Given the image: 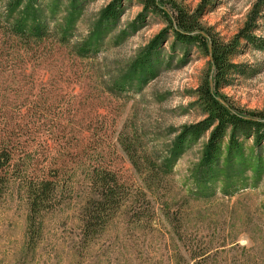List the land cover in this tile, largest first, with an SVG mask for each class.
<instances>
[{
    "label": "rangeland",
    "instance_id": "1",
    "mask_svg": "<svg viewBox=\"0 0 264 264\" xmlns=\"http://www.w3.org/2000/svg\"><path fill=\"white\" fill-rule=\"evenodd\" d=\"M117 1L0 0V264H264V145L246 140L228 159L224 143L206 172L212 127L166 163L184 127L208 118L206 81L221 107L264 121V50L236 39L254 24L264 40L258 0H158L169 18L194 17L209 52L238 41L243 73L221 89L200 43H176L139 1L102 23ZM165 30L152 78L120 83ZM94 169L115 174L123 201L87 235ZM42 182L53 190L34 214Z\"/></svg>",
    "mask_w": 264,
    "mask_h": 264
},
{
    "label": "trees",
    "instance_id": "2",
    "mask_svg": "<svg viewBox=\"0 0 264 264\" xmlns=\"http://www.w3.org/2000/svg\"><path fill=\"white\" fill-rule=\"evenodd\" d=\"M119 1H117V4H115V2L112 3L101 13L100 20L102 23L104 22L107 25H111L117 20L118 11H120L118 8ZM137 1L142 4L144 11H148L151 14H160L165 18L169 29H172L171 31L176 43L185 46V48H188L187 46H189V44L200 43L201 48L210 57V63L213 67L215 88L221 89L229 86V79H232V73H243L242 70H239V66L232 64V58L238 53L236 49L238 45L237 40L228 45H223L211 40L212 45L209 52L207 42L204 40L203 36L201 37L198 33L196 37L192 35L193 33L198 32V29L196 28L198 24H196L194 17L192 18L181 12L178 13V18H169L168 13L160 7L158 0ZM16 5H18V3ZM263 14L264 0H258L253 6V17L251 18V21H259L263 17ZM173 25L175 27H173ZM249 25L246 27L248 29L245 28V30L241 31L236 39H244L249 45L251 44L257 49L264 50V40L252 35L253 27H255V25ZM16 30L21 34L25 33L21 26L18 28L16 27ZM28 32V34H32L34 37H41L44 33L40 32L39 29H30ZM165 35L166 30L150 43L146 49V53L138 61L133 72L127 74L120 83H132L139 75L140 77H143L142 75H144V79L152 78L153 74L151 73L154 68L151 64V60H155L153 61L154 63L158 61L157 48L161 45V41L165 38ZM89 49L90 48L87 47L85 51L88 53L90 52ZM140 81L141 79L139 80V83ZM198 91V97L208 113V118L184 127L183 131L176 138V145H174L169 151L166 163L175 160L182 153L187 144L198 140L202 134L206 133L212 127L213 129L211 130L202 156V167L206 172H214L213 168L219 162V158H221L220 155L223 151L224 143L226 144V155L228 159H237V157L242 154V143L246 140L252 139L257 147L264 145V121L253 117L234 114L227 108L221 107L212 93L209 81L204 82ZM8 157L9 156L6 155V159ZM133 163L135 162L133 161ZM94 173H96L95 183L98 185L99 197L90 200L91 202L86 204L85 207L84 215L86 216L84 220V230L87 235H90L98 225L109 220L123 201V197H120L118 194L119 186L114 173L110 171L100 172L95 169ZM51 186L52 185L48 182H42L39 189L35 191L31 203L32 213L37 214L44 209L43 204L49 197L47 194L53 190V187Z\"/></svg>",
    "mask_w": 264,
    "mask_h": 264
}]
</instances>
